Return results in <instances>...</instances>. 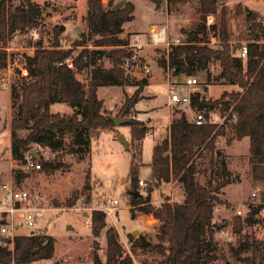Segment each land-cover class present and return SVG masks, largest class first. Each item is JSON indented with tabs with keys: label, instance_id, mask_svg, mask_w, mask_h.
<instances>
[{
	"label": "trees",
	"instance_id": "obj_1",
	"mask_svg": "<svg viewBox=\"0 0 264 264\" xmlns=\"http://www.w3.org/2000/svg\"><path fill=\"white\" fill-rule=\"evenodd\" d=\"M157 10H161L167 0H150ZM115 0H87V22L89 29L73 41L72 47L61 45V35L65 26H55L49 46L42 45L39 39L35 53L28 57L29 75L17 76L11 85L12 119H11V155L22 165L25 164L27 152L36 148L41 168L54 172L63 164L61 159L45 158L41 148H48L53 153H72L78 158H85L91 153L93 134L99 129L114 126V121L104 110V101L99 97V88L110 85H133L138 87L135 94L128 99V106H135L139 101V91L148 84V78L134 82L125 59L132 57L130 41L120 34L124 24L134 19L135 3L128 0L122 7H114ZM223 6L219 21L207 24V16L215 14ZM200 21L190 34L194 39L173 43L167 56L160 65L171 70V76L177 79L184 73L188 76L204 72L207 80L225 78L240 87L239 90L225 92L218 99H206L198 91L192 94L191 107L203 112L205 121L197 123L182 110L174 116L170 124V134L153 147L150 162L153 180L146 187L147 197L140 193V169L142 164L133 155L130 165V183L127 187L131 204L139 210L150 213L158 219L159 241L153 245L144 237H136L134 247L153 248L163 255L159 264H218L216 260L217 242L215 231L219 225L213 223L216 201L221 199L207 194L198 177L197 158L203 150L216 151L217 138L227 133V123L232 122L236 138L246 136L250 139L251 173L254 181L264 183V17L249 7L238 3L235 16L246 21V28L235 35L227 7L218 0H199ZM42 7L27 0L21 5H8L0 0V70L7 65L8 52L5 41L9 33L30 29L40 23ZM212 33L218 43H209L203 39ZM245 40L249 47L247 59L235 57L231 51L230 40ZM175 40V39H174ZM171 40V41H174ZM93 42L95 49L88 47ZM75 45L82 48L75 54ZM113 46L104 49V46ZM108 57L112 61L109 67L98 64V60ZM73 58L74 67L66 63ZM215 61L221 65V71L213 75L210 65ZM91 67L88 82L85 83L77 73ZM66 103L71 112L53 111L54 103ZM217 110L222 122L211 120L210 112ZM135 139H143L147 127L142 122L130 120ZM40 148V149H38ZM4 150L0 149V159ZM14 177L19 179L21 169H13ZM224 177L216 184L209 183L213 191H219L235 179L232 171L223 165ZM177 179L183 186L182 201L169 199L155 205L151 194L162 182ZM86 190V189H84ZM137 192L139 193L137 195ZM85 193V192H84ZM73 196V195H72ZM67 199V206L76 204L73 197ZM76 196H78L76 194ZM264 197V193H263ZM91 201L90 192L86 202ZM264 205H252L245 218L236 216L235 231L242 232L244 223L255 224ZM93 230L99 234L106 226V214L102 210L93 212ZM231 222L226 221L227 224ZM105 258L97 250L99 243H94L93 264H134L130 254L124 255V248L118 240L115 230L110 227L107 232ZM7 244H0V263L31 264L41 259L52 258L55 253L56 238L46 231L35 230L33 234H21L14 237V249ZM253 249L251 241L241 243V247ZM54 264H59L55 262ZM241 264H264V248L259 257L253 253Z\"/></svg>",
	"mask_w": 264,
	"mask_h": 264
},
{
	"label": "rangeland",
	"instance_id": "obj_2",
	"mask_svg": "<svg viewBox=\"0 0 264 264\" xmlns=\"http://www.w3.org/2000/svg\"><path fill=\"white\" fill-rule=\"evenodd\" d=\"M8 5H21L27 0H6ZM42 7L40 23L36 26L42 38V45L49 46L52 41L55 26H65L66 29L61 35L62 41L67 47H72L73 41L78 39L83 32L89 29L87 22V0H31ZM109 0H104L107 3ZM128 0H115L114 7L119 8L126 4ZM135 3V17L124 24V30L120 34L130 41L129 49L132 50V64L128 68L131 79L134 82L141 81L153 75L147 66L155 65L157 75H160L152 86L144 87L139 91L140 101L137 105L129 107L128 99L135 94L137 85H110L99 88V97L104 101V110L107 115L118 116L124 112L125 121L110 128H103L95 131L91 153L85 158H78L72 153H53L48 148H41L45 158L54 156L63 161L60 168L54 172L46 170L27 168L13 157L10 158V137L11 119L13 114L11 87L0 81V149L5 151L0 159V186L9 182L10 170L12 167V178L17 187L30 190L35 196L40 194L43 198L41 205L47 208L45 216L38 220L32 227H21L17 233L28 234L31 230L46 231L56 238L55 253L52 258L34 261L31 264H93L94 243H99L97 252L105 258L107 248L106 232L113 227L118 240L124 248V255L130 254L134 264H159L163 255L153 248L134 247L136 237H144L151 245L159 241L157 232L159 230V220L153 222L154 216L139 210V206L132 205L127 187L130 183V165L133 155L142 164L140 178L145 179L148 184L153 180L152 169L149 162L152 160L153 147L166 137H169L168 112L172 116H178L185 110L190 119H195L200 111L193 107H182L178 104L170 103L168 93V68H160V61L164 59L169 51L167 43L154 45L151 43L148 25L156 23L153 28L159 26L166 27V35L169 41L174 38L181 40L193 36L190 34L200 21L199 0H167L161 10H157L150 0H131ZM219 2V1H218ZM227 7L231 27L235 35L241 29L246 28V21L243 16L236 17L235 7L238 3L249 7L255 11L259 18L264 17V0H221ZM223 6H220L214 15L215 21H219L222 16ZM209 25V24H208ZM31 29L14 31L9 33L5 41V46L17 47L24 51L25 46L37 45L39 39H32ZM143 31V32H142ZM215 37L212 33L203 39L212 42ZM218 42V41H217ZM245 40L233 38L230 43L240 44ZM151 43V44H150ZM90 49L97 46L93 42L88 43ZM82 46L75 45V54ZM113 46H104V49H112ZM156 57V61L152 59ZM98 64L109 67L112 61L108 57L98 60ZM92 66L77 73V76L85 83L88 82L90 69ZM157 67V68H156ZM213 75L221 71V65L215 61L210 65ZM162 71V72H161ZM0 70V76L3 75ZM171 72V70H170ZM162 73L164 81L162 78ZM188 75L182 73L181 78L172 77L178 83L183 82ZM201 81L199 92L206 99H218L225 92L239 90L240 87L230 83L227 79L220 80L213 78L207 80L204 72L194 75ZM17 76L12 77V82ZM150 84V82H149ZM177 90L181 94H188L189 87L183 83L177 84ZM66 107H68L66 109ZM53 111H72L66 103H54L51 105ZM211 120L222 122L223 118L219 111L210 112ZM130 120L142 122V126L147 127V133L143 139H135L132 133ZM123 134L128 140V147L119 136ZM40 149V148H38ZM216 151L203 150L197 158L198 173L200 183L207 188L209 195H217L221 201H216L214 209L213 223L219 225L215 231L217 249L215 250L218 264H241L244 259L255 253L258 257L264 248V207L259 214V221L255 224L244 223L242 232L235 229L236 216L245 218L252 205H264V183L254 181L251 173L250 139L248 136L237 139L235 127L232 122L227 123L226 135L217 138ZM232 171L231 177L234 182L229 183L219 191L211 190L209 183L216 184L224 177L223 165ZM21 169L22 176L19 179L14 177L13 169ZM147 187V186H146ZM146 187L140 188V193L147 197ZM260 187V189H259ZM86 189V190H84ZM106 190L119 198V208L112 216L108 215L104 208L106 202L101 199V193ZM85 192V193H84ZM90 192L91 201L86 202L87 194ZM151 194V200L155 205L161 204L169 199L172 202L182 201L184 189L177 179L169 182H162ZM257 192V195H253ZM76 194L78 196H76ZM73 195V196H72ZM76 199V204L67 206V199ZM102 210L106 214V226L97 235L93 230V212ZM241 210V214L238 213ZM150 214V215H146ZM152 215V217H151ZM150 219V220H149ZM231 222L230 231L225 232L224 224ZM134 231H136L134 233ZM22 234V235H23ZM246 240L251 241L253 249L241 247V243ZM0 242L3 237L0 235ZM9 248H11L9 244ZM16 264L11 261L8 264ZM1 264V263H0Z\"/></svg>",
	"mask_w": 264,
	"mask_h": 264
},
{
	"label": "built area",
	"instance_id": "obj_3",
	"mask_svg": "<svg viewBox=\"0 0 264 264\" xmlns=\"http://www.w3.org/2000/svg\"><path fill=\"white\" fill-rule=\"evenodd\" d=\"M214 21V15L207 16V24H211ZM31 35L34 40L40 39L39 29L37 27H32ZM150 39L151 43L154 45L167 43L169 49L171 44L182 42L179 38H176L174 41H169L166 35V27L162 25H157L156 28H153V26L151 27ZM66 41L67 38H64L63 41L61 40V45L63 47H67ZM211 43H218L217 38L213 37ZM23 48L24 51L13 46L5 47L8 52L7 65L3 68L4 74L0 76V81L6 83L9 87L12 85V77L14 75L22 77L29 75L28 57L35 53L37 45L25 46ZM231 51L235 57L247 59L249 47L247 42H241L240 44L231 43ZM66 63L69 67L75 66L73 58H68ZM131 64L132 57H127L124 66L129 68ZM179 83H183L189 87L188 94H181L177 90V84ZM179 83L172 79L170 69L168 68V93L170 103L178 104L182 107H191L192 94L200 90L201 81L196 76L191 75L185 77L183 82ZM195 120L197 123H203L206 120L204 113H197ZM25 166L27 168L40 169L41 163L36 156L29 151L25 156ZM139 184L140 187L143 188L148 186V182L143 178L139 179ZM253 195H257V192H253ZM42 198L40 194L33 196L30 190L17 187L13 180L2 183L0 186V235L3 237V242H0V244H7L6 238H9V244L11 248L14 249V237L23 234L17 233V231L21 227H30L32 229V227L37 224L38 220L45 216L47 208L41 205ZM101 199L106 202V207L104 208L105 212L112 216L119 208V198L111 192L104 190L101 193ZM241 212V210H238V213L241 214ZM32 231L33 230L28 233ZM224 231L229 232L230 226H226Z\"/></svg>",
	"mask_w": 264,
	"mask_h": 264
},
{
	"label": "crops",
	"instance_id": "obj_4",
	"mask_svg": "<svg viewBox=\"0 0 264 264\" xmlns=\"http://www.w3.org/2000/svg\"><path fill=\"white\" fill-rule=\"evenodd\" d=\"M156 23H150L149 22V25H148V30L146 31V33H148V31H149V29H151V27L153 26V25H155ZM158 25V24H157ZM143 32V31H142ZM174 39H176V38H174ZM131 44V43H130ZM152 59L154 60V61H156V57H152ZM159 67L161 68L162 66L161 65H159ZM155 65H153V64H151V65H149V66H147V69H148V71H152L153 70V75H151L150 77H148V84H147V86L149 87V86H152L153 85V82L154 81H157L160 77V75H157L156 74V71H155ZM157 68V67H156ZM162 72V71H161ZM168 73V72H167ZM164 78H166V77H163V73H162V78L161 79H163L164 80ZM165 81V80H164ZM149 82H150V84H149ZM166 82V81H165ZM146 87V86H145ZM139 103V102H138ZM53 105V104H52ZM137 105V104H136ZM69 106V105H68ZM70 107V106H69ZM68 107H66V109H67ZM63 112H68L67 110H65V111H63ZM172 119H173V116H172V113L169 111L168 112V125H169V131H170V124H171V122H172ZM9 135H11V131H9ZM147 137V136H146ZM145 137V138H146ZM10 145H11V137H10ZM9 153H10V158H12V155H11V152L9 151ZM151 162V161H150ZM150 162H149V164H150ZM12 167H11V170H10V179H9V181L10 180H13V178H12ZM1 174H2V171H0V176H1ZM154 193V192H153ZM146 215H150V214H146ZM151 217H152V215H151ZM150 220V219H149ZM152 221L153 222H156V219L155 218H153L152 219Z\"/></svg>",
	"mask_w": 264,
	"mask_h": 264
},
{
	"label": "water",
	"instance_id": "obj_5",
	"mask_svg": "<svg viewBox=\"0 0 264 264\" xmlns=\"http://www.w3.org/2000/svg\"><path fill=\"white\" fill-rule=\"evenodd\" d=\"M218 1L220 2L221 0H218ZM194 36H195V35H193V36H191V37H188V40H189V41L193 40V39H194ZM124 112H125V111H122L118 116L109 115V117L112 118V120L114 121V124H115V125H118V124H121L122 122L125 121V119H124V117H123ZM119 139H120L123 143H125L126 146L128 147V140L124 137L123 134H121V135L119 136ZM31 152H32L36 157H38V152H37L36 148H33V149L31 150ZM138 194H139V193L137 192V195H138ZM207 194L209 195V192H208V191H207ZM34 232H35V230H33V231L31 232V234H33ZM135 232H136V231H134V233H135Z\"/></svg>",
	"mask_w": 264,
	"mask_h": 264
}]
</instances>
